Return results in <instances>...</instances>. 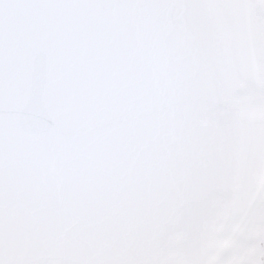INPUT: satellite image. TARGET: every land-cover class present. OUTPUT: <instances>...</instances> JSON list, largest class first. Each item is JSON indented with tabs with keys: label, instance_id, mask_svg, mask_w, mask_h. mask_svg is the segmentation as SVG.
Returning a JSON list of instances; mask_svg holds the SVG:
<instances>
[{
	"label": "snow or ice",
	"instance_id": "obj_1",
	"mask_svg": "<svg viewBox=\"0 0 264 264\" xmlns=\"http://www.w3.org/2000/svg\"><path fill=\"white\" fill-rule=\"evenodd\" d=\"M0 264H264V0H0Z\"/></svg>",
	"mask_w": 264,
	"mask_h": 264
}]
</instances>
